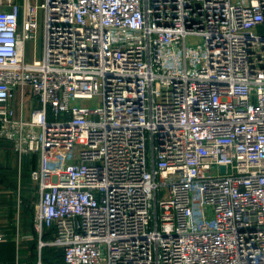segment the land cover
I'll return each mask as SVG.
<instances>
[{
    "label": "built area",
    "instance_id": "built-area-1",
    "mask_svg": "<svg viewBox=\"0 0 264 264\" xmlns=\"http://www.w3.org/2000/svg\"><path fill=\"white\" fill-rule=\"evenodd\" d=\"M1 142L66 264H264V0H0Z\"/></svg>",
    "mask_w": 264,
    "mask_h": 264
},
{
    "label": "crops",
    "instance_id": "crops-1",
    "mask_svg": "<svg viewBox=\"0 0 264 264\" xmlns=\"http://www.w3.org/2000/svg\"><path fill=\"white\" fill-rule=\"evenodd\" d=\"M34 103L32 100L31 106ZM24 156L9 142L0 143V233L4 234L0 264H66L60 250L41 244L51 239L52 229L43 226L40 232L35 226L38 194L31 186L29 171L36 165V157Z\"/></svg>",
    "mask_w": 264,
    "mask_h": 264
},
{
    "label": "rangeland",
    "instance_id": "rangeland-1",
    "mask_svg": "<svg viewBox=\"0 0 264 264\" xmlns=\"http://www.w3.org/2000/svg\"><path fill=\"white\" fill-rule=\"evenodd\" d=\"M32 3H36V4H40L42 1L44 0H31ZM38 30H37V38L35 40L34 43H30L27 42L26 43V58L27 60H31V58L33 57V55L39 59L41 58L42 54H43V35H44V12L42 8H39L38 10ZM187 41L188 42H193V43H197V42H201L200 38H192V37H187ZM30 95L31 93L29 91L26 90L25 93V101L26 104L24 105V111H23V115L24 117L29 115V111H30V107H31V102L32 100H30ZM29 102V103H28ZM78 104L80 105H85V106H90V107H96L98 105H101V100L100 97L98 96H93V98L91 99H87V100H83L78 102ZM24 158H26V156H24ZM23 166H25V161Z\"/></svg>",
    "mask_w": 264,
    "mask_h": 264
},
{
    "label": "water",
    "instance_id": "water-1",
    "mask_svg": "<svg viewBox=\"0 0 264 264\" xmlns=\"http://www.w3.org/2000/svg\"><path fill=\"white\" fill-rule=\"evenodd\" d=\"M221 169H222V170H224V169H225V166H224V165H222V166H221Z\"/></svg>",
    "mask_w": 264,
    "mask_h": 264
},
{
    "label": "trees",
    "instance_id": "trees-1",
    "mask_svg": "<svg viewBox=\"0 0 264 264\" xmlns=\"http://www.w3.org/2000/svg\"><path fill=\"white\" fill-rule=\"evenodd\" d=\"M61 252V251H60ZM62 254V253H61Z\"/></svg>",
    "mask_w": 264,
    "mask_h": 264
}]
</instances>
